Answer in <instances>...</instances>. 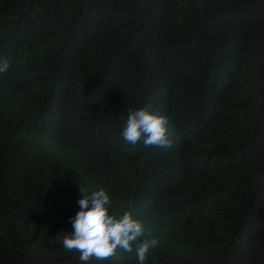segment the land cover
<instances>
[{"label":"trees","instance_id":"trees-1","mask_svg":"<svg viewBox=\"0 0 264 264\" xmlns=\"http://www.w3.org/2000/svg\"><path fill=\"white\" fill-rule=\"evenodd\" d=\"M0 264L63 248L79 188L158 240L145 264H264V0H0ZM170 148L129 145V112Z\"/></svg>","mask_w":264,"mask_h":264},{"label":"clouds","instance_id":"clouds-1","mask_svg":"<svg viewBox=\"0 0 264 264\" xmlns=\"http://www.w3.org/2000/svg\"><path fill=\"white\" fill-rule=\"evenodd\" d=\"M9 67L7 60L0 62V73ZM167 124L166 116L146 105L128 113L119 135L132 146L170 148L172 141L168 137ZM79 195V211L71 219L73 232L63 235V248L78 252L79 260L87 262L110 259L118 250L132 253L135 247L138 264H145L148 252L158 246V240L146 237L143 223L134 219L130 212L119 217L110 214L106 207L109 197L102 188L89 191L80 187Z\"/></svg>","mask_w":264,"mask_h":264}]
</instances>
